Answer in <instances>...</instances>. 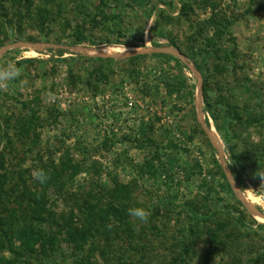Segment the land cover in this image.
<instances>
[{"label":"rangeland","instance_id":"1","mask_svg":"<svg viewBox=\"0 0 264 264\" xmlns=\"http://www.w3.org/2000/svg\"><path fill=\"white\" fill-rule=\"evenodd\" d=\"M187 1L194 10L182 16L181 0H0V64L12 60L22 70L0 91V175L8 195L0 197V225L58 237L29 250L17 239L20 254L0 249V258L15 264H195L207 245L200 237L190 242V202L202 209L208 195V209L222 199L244 207L249 229H258L250 216L264 224V202L256 199L264 195L257 176L264 174V0ZM212 4L234 22L217 41V56L207 57L206 41L217 33L206 22ZM162 10L161 35L152 37ZM98 58L115 60L94 62ZM92 67L108 69V80L90 77ZM198 67L207 77L208 104ZM255 113L261 122L248 123ZM25 117L28 134L18 131ZM144 133L158 149L141 142ZM233 155L245 167V189L230 185L232 194L221 189L220 166L225 174ZM67 160L78 174L67 172L57 187L31 175ZM118 192L128 197L110 212L108 193ZM89 193L95 194L90 210L84 206ZM31 194L42 199L43 211L29 206ZM134 207L149 212L147 222L128 214ZM106 212L108 229L90 232L79 247L70 242L66 232L89 230L90 217ZM222 260L214 257L211 264Z\"/></svg>","mask_w":264,"mask_h":264},{"label":"trees","instance_id":"2","mask_svg":"<svg viewBox=\"0 0 264 264\" xmlns=\"http://www.w3.org/2000/svg\"><path fill=\"white\" fill-rule=\"evenodd\" d=\"M181 2L183 4V8L181 10L182 16H185L187 12H192L194 10L189 5L187 0H181ZM105 6L108 7L109 4L107 3L105 4ZM160 12L161 13L159 17L154 23V27L151 29L152 37H155L156 35L157 36L161 35L159 31L157 30V25L159 24L161 17L164 16L165 11L162 10ZM212 12H213L212 17L208 19V21L206 22L209 23L210 27L212 24V28L215 27L217 29V33L215 36L216 40L215 38H213L212 40L206 41V48L203 50V52H204V56H207V57H209L212 54H215V56H217V48H216L217 41L221 40L223 36L226 34V32H229V29L234 22L231 19H228V18H225V16H222L218 12V6L216 4H212ZM169 43L175 48L180 49V47L175 45L174 43L172 42H169ZM154 56L155 57H162V56L165 57L164 54H160V53H154ZM231 57H232V54H229L227 53V51H225L224 58L227 59V61H230L232 60ZM114 60L115 59H111V58H108V59L98 58V59H94V62L101 61L104 64V63H110ZM18 64H21V63H18ZM178 64L181 65V62L178 61ZM198 70L200 71V73L202 74L205 80L204 81V101L205 103L208 104V101H207L208 97L206 93L207 90H205L208 88L207 77L204 75L205 73H204L203 67H198ZM216 70L222 72L225 69L217 65ZM105 71L107 72L108 69H105ZM105 71L103 67H100L99 69L92 67V70L88 71V75L90 77H93L94 80L101 83V82L108 80V77ZM176 90L180 91V89L178 88H176ZM208 106H212V105H208ZM208 110H206L207 113H208ZM232 115L234 119L239 118V113L237 112L236 107L234 108ZM213 116L215 119H217L215 117V114H213ZM26 117L22 120V122H19L20 119H18L17 121L19 122L18 131L21 132L22 134L24 133L28 134L29 133L28 131L30 130V127L28 125L29 120L26 119ZM261 117H262L261 115L256 114V113L254 115L251 114V116H249L248 123L249 121H251L252 123H259L261 122V119H262ZM224 137H225L224 143L229 144V140L227 139V137L226 136ZM34 139L35 141H37L39 138L38 136H36ZM141 142H143V144H146V145L149 144V145H153L157 147L155 140L152 139V137L147 136L146 133L143 134V139L141 140ZM2 144H3V139H0V151H1ZM156 149H158V147ZM231 160L232 161L230 162V166H229L231 173L235 181L239 185V187L242 190H244L245 183H244V178H243V172H244L245 167L243 163L239 160V158H237L236 156L233 155ZM51 167H52L51 170L48 169L46 171L49 179L43 185H46V186L52 185V186L57 187L58 186L57 183L61 182V179L63 178V176H65L67 172L70 173L74 171L73 174L71 173V176H75L76 174H78L76 166H72L68 160L62 163L61 166L60 165L55 166L53 164ZM220 170H221V175L223 179V183L220 185L221 189L223 191L230 192L233 194V191L230 187L229 182L226 179L224 172L222 171L221 166H220ZM0 182H2V184L0 183V197L1 198L8 197V195L4 193L6 189H5V186H3L4 182H6V178L2 175H0ZM28 192L32 193L31 190H28ZM1 193L3 195H1ZM104 193L106 194V191ZM108 194L110 198H112L110 205H109L110 212L112 211L113 206L115 209L116 206L119 205L117 203L116 204L114 203L116 202V200L117 201L124 200L128 197L127 196L128 193L121 194L120 192H118L117 194H111V193H108ZM91 195H92L91 193L87 194V197H86L87 199L84 200L85 201L84 206H87V204H89L90 202V199L94 198L95 194L92 196ZM203 198H204L203 203L205 204H204V207H201L202 209L191 204L190 202V242H192V244H195V242H197V240H199V237H200L202 242L205 245H207L204 256H200V261H197V263L195 264H211L212 258L219 257V256H223V260L221 264H264V231H263L264 224H260L256 222L252 218V216H250V219L253 221V223L257 224L258 229L256 231L249 229L248 224L251 225V223L247 222V219L245 217V214H247V211L243 209L244 207H241L238 209L235 206L231 205L230 203L226 204L222 199L221 200L218 199V200H215L218 202V204L214 206L216 210L213 211L211 208L208 209L209 207L208 205L210 204L212 200L211 197L208 195ZM27 201L32 204V205L29 204L30 207H35L34 208L35 210H40V211L44 210L41 204L42 203L41 198L33 196L31 194L27 198ZM235 202L238 204V206H242L240 201H238L237 199ZM87 207H89L88 209L90 210V206H87ZM115 210L117 211V209ZM108 213L109 212H106L104 216L100 215L99 216L100 218L91 216L89 219V224H91L89 230L80 229V230L74 231V233L66 232V235L70 237V242L76 243L77 245L79 241L84 242V240L86 239V236L91 235L90 232L94 231L98 233L101 229L103 230V232L104 230L108 229L109 228L108 221L110 219L109 216L111 214L110 213L108 215ZM2 220H3L2 217H0V223L2 222ZM99 221H102V225L98 228L95 225V223ZM68 224H70L68 223V220H65V224H64L66 225L65 228H67ZM2 226L3 225H0V234H2L3 237L5 236V240L0 239V249L8 250L10 253H12V255L20 254L17 252L18 250L16 247L17 239L19 240L21 239L26 244L27 246L25 247L26 250H29L28 247L33 246V244L39 240L40 241L45 240L50 244H55L56 240L58 239V237H56L55 235L49 232L41 233V231L33 230L32 228L23 227L20 230H12V229L7 230L6 228H3ZM33 231H37V234L34 235ZM77 247H79V245H77ZM136 252L139 254L142 253V251L140 250L138 251V249H136ZM191 252L193 253L195 257L197 256L196 247H193V251H192V247L190 246V253ZM0 264H15V259L0 258Z\"/></svg>","mask_w":264,"mask_h":264},{"label":"clouds","instance_id":"3","mask_svg":"<svg viewBox=\"0 0 264 264\" xmlns=\"http://www.w3.org/2000/svg\"><path fill=\"white\" fill-rule=\"evenodd\" d=\"M22 75L21 68L12 60H8L5 63L0 64V91L7 90L11 87L12 82L18 80ZM26 81H21V85H24ZM32 177L44 184L49 179L47 173L43 169H34L31 173ZM264 185V174H257ZM251 190V189H246ZM257 200L264 202V195L256 197ZM128 214L141 222H147L149 218V212L141 207H134L128 210Z\"/></svg>","mask_w":264,"mask_h":264},{"label":"water","instance_id":"4","mask_svg":"<svg viewBox=\"0 0 264 264\" xmlns=\"http://www.w3.org/2000/svg\"><path fill=\"white\" fill-rule=\"evenodd\" d=\"M223 168H224L225 174L227 176L228 182L232 186V188L235 189L237 186L239 187V185L235 181V179L231 173V170L228 168V166H224Z\"/></svg>","mask_w":264,"mask_h":264},{"label":"bare ground","instance_id":"5","mask_svg":"<svg viewBox=\"0 0 264 264\" xmlns=\"http://www.w3.org/2000/svg\"><path fill=\"white\" fill-rule=\"evenodd\" d=\"M200 92V91H199ZM198 112V111H197ZM210 138V137H209ZM212 142V141H211ZM212 144L214 145V143L212 142ZM215 147V146H214ZM216 148V147H215ZM219 150V149H218ZM224 161V160H223ZM222 162V161H221Z\"/></svg>","mask_w":264,"mask_h":264}]
</instances>
